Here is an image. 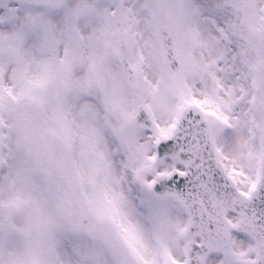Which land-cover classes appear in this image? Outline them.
<instances>
[{
	"label": "snow or ice",
	"instance_id": "1",
	"mask_svg": "<svg viewBox=\"0 0 264 264\" xmlns=\"http://www.w3.org/2000/svg\"><path fill=\"white\" fill-rule=\"evenodd\" d=\"M0 264H264V0H0Z\"/></svg>",
	"mask_w": 264,
	"mask_h": 264
}]
</instances>
